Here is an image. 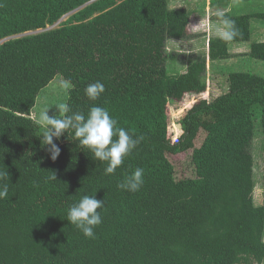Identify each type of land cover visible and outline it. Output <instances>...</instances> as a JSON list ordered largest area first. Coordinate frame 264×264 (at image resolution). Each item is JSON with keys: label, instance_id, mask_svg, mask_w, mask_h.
I'll return each instance as SVG.
<instances>
[{"label": "trees", "instance_id": "16d2710c", "mask_svg": "<svg viewBox=\"0 0 264 264\" xmlns=\"http://www.w3.org/2000/svg\"><path fill=\"white\" fill-rule=\"evenodd\" d=\"M170 1L0 0V172L9 174L0 178V264L264 263L253 151L257 130L264 150V74L232 71L225 93L189 109L178 142L169 123L170 102L206 91L209 60L231 58L232 44L251 42L248 54L264 60V40L251 41L264 11L218 13L234 35L210 37L208 53H176L170 39L196 34L193 10ZM178 61L186 70L172 72ZM57 75L71 83V112L105 107L142 137L115 174L72 130L54 137L61 151L51 159L32 112ZM97 81L106 90L92 101L84 90ZM138 167L140 190L118 189ZM84 195L105 202L95 238L67 220Z\"/></svg>", "mask_w": 264, "mask_h": 264}, {"label": "rangeland", "instance_id": "374dc122", "mask_svg": "<svg viewBox=\"0 0 264 264\" xmlns=\"http://www.w3.org/2000/svg\"><path fill=\"white\" fill-rule=\"evenodd\" d=\"M170 4L173 8L184 6L193 10L190 30L196 35L191 39H170L168 42L169 51L187 54L192 52L208 53L209 38L212 36H222V32H229V23L227 25L224 23L226 19H215L213 18L214 15L225 10L236 14L264 11V0H230L227 4L225 0H171ZM252 23L254 31L251 41L264 40V19H254ZM59 24L60 22L55 26ZM250 44L251 42L234 43L231 46V52L233 53L231 58L221 61L209 60L206 75L208 87L206 91L201 93H186L183 100L170 102L169 123L173 132V139L176 140L181 136V121L197 101L202 98L213 100L228 90V78L232 71L250 70L264 74V60L253 58L248 54ZM186 64V61L170 62L169 67L172 69V72L184 71L186 70ZM65 81L68 80L62 75H57L47 87L41 90L37 98V104L32 112V116L36 120L41 110L47 109L50 115H58L57 107L61 104H67L71 86L65 88ZM253 151L255 158L254 175L256 180L254 197L256 204L260 205L264 204V150L263 137L258 130L254 140Z\"/></svg>", "mask_w": 264, "mask_h": 264}, {"label": "clouds", "instance_id": "9594fccd", "mask_svg": "<svg viewBox=\"0 0 264 264\" xmlns=\"http://www.w3.org/2000/svg\"><path fill=\"white\" fill-rule=\"evenodd\" d=\"M227 25L229 22L224 21ZM225 38H230L234 32H222ZM71 84L69 81L64 82V87L68 88ZM105 85L97 81L89 84L85 88V95L89 100L96 101L104 92ZM57 114H49L47 109L41 110L37 124L45 127L42 143L51 146L49 151L51 159L56 160L60 155V148L54 143V137L59 139L65 132L72 130L74 138L79 145L87 148L95 160L107 162L104 169L105 175L115 174L128 156L140 143L142 137L134 138L126 129L118 127L117 120L111 117L105 107L93 105L90 107L87 116L81 112H71L66 104L58 107ZM71 113V114H69ZM117 137L113 139V137ZM9 175L0 172V178ZM144 170L136 168L131 174L126 175L124 180L117 184V188L129 192H137L144 183ZM51 180L57 177L53 173ZM8 196V187H0V199ZM105 202L96 199L95 195H84L78 203L71 205L67 211V220L70 221L83 235L87 238H95L94 229L102 224V216L98 209H103Z\"/></svg>", "mask_w": 264, "mask_h": 264}, {"label": "water", "instance_id": "95a60500", "mask_svg": "<svg viewBox=\"0 0 264 264\" xmlns=\"http://www.w3.org/2000/svg\"><path fill=\"white\" fill-rule=\"evenodd\" d=\"M55 26V25H54ZM7 39H4V40H2V41H0V44H2L3 42H5Z\"/></svg>", "mask_w": 264, "mask_h": 264}, {"label": "built area", "instance_id": "2783aa9c", "mask_svg": "<svg viewBox=\"0 0 264 264\" xmlns=\"http://www.w3.org/2000/svg\"><path fill=\"white\" fill-rule=\"evenodd\" d=\"M179 138H180V137H179ZM179 138H178V139H176V140L174 139V141L178 142V141H179Z\"/></svg>", "mask_w": 264, "mask_h": 264}]
</instances>
